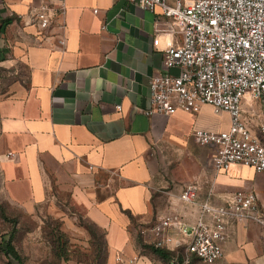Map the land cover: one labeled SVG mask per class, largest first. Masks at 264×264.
<instances>
[{
  "label": "crops",
  "instance_id": "1",
  "mask_svg": "<svg viewBox=\"0 0 264 264\" xmlns=\"http://www.w3.org/2000/svg\"><path fill=\"white\" fill-rule=\"evenodd\" d=\"M44 5L54 20L40 31ZM56 12L51 0H0V264H35L22 247L24 218L64 233H83V220L101 230L104 258L85 264H115L118 253L169 264L139 229L168 214L192 222L197 208L181 195L193 184L197 202L215 205L258 192L264 218V172L217 171L212 148L194 141L197 129L228 130V113H146L168 42H182L180 23L129 0H67L64 17ZM222 246L213 264H264V226L230 224Z\"/></svg>",
  "mask_w": 264,
  "mask_h": 264
},
{
  "label": "built area",
  "instance_id": "2",
  "mask_svg": "<svg viewBox=\"0 0 264 264\" xmlns=\"http://www.w3.org/2000/svg\"><path fill=\"white\" fill-rule=\"evenodd\" d=\"M129 1L151 11L159 8L164 16L182 25V42L170 41L164 51L165 71L150 79L152 107L146 113H198L204 105L213 106L218 113H228V130L197 129L193 132L195 143L212 148V163L217 171L242 164L264 172V0ZM51 2L57 5L55 17H64L67 0ZM35 20L41 31L50 28L54 19L44 5L35 13ZM159 42L156 38L154 45ZM253 103L261 111V136L252 131L250 120L259 116ZM198 190L193 184L181 195L185 203L197 208L198 215L192 222L178 214H168L139 229L155 248L174 252L185 248L184 260L180 261L176 254L169 264H190L191 256L213 264L224 257L222 242L230 224L240 226L254 220L264 226L255 191H238L226 204L215 205L197 202ZM138 261L139 257L126 258L122 253L115 257V264Z\"/></svg>",
  "mask_w": 264,
  "mask_h": 264
},
{
  "label": "rangeland",
  "instance_id": "3",
  "mask_svg": "<svg viewBox=\"0 0 264 264\" xmlns=\"http://www.w3.org/2000/svg\"><path fill=\"white\" fill-rule=\"evenodd\" d=\"M253 106L259 116L250 120L252 131L254 134L261 136L259 131L261 111L257 103H253ZM250 116L251 114H249ZM256 193L258 194V192ZM261 196L264 197V194H261ZM81 223L84 224L81 227L85 228L83 233L79 231L64 233L61 231L59 223L51 221L42 223L30 218H24L21 220L20 227L25 234V236L21 237L22 247L26 248L27 253L30 255L29 258H35V264H61L62 260L85 264L97 259L102 260L105 253L101 230L85 220ZM28 231L30 235L27 234ZM88 243L92 246L90 247V252L86 251Z\"/></svg>",
  "mask_w": 264,
  "mask_h": 264
},
{
  "label": "trees",
  "instance_id": "4",
  "mask_svg": "<svg viewBox=\"0 0 264 264\" xmlns=\"http://www.w3.org/2000/svg\"><path fill=\"white\" fill-rule=\"evenodd\" d=\"M152 248L155 250L156 253L160 254L161 256H164V257H168V260H170L174 255H175V252H171V251H168L166 249H163V248H155L154 246H152ZM7 252L9 254H12L14 257H18V254L15 250V248L11 245V244H8L7 246ZM180 261H183L184 258L180 257Z\"/></svg>",
  "mask_w": 264,
  "mask_h": 264
}]
</instances>
